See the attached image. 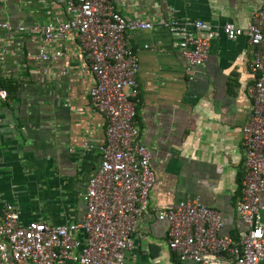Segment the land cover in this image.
<instances>
[{"label": "crops", "instance_id": "crops-1", "mask_svg": "<svg viewBox=\"0 0 264 264\" xmlns=\"http://www.w3.org/2000/svg\"><path fill=\"white\" fill-rule=\"evenodd\" d=\"M110 2L126 18L152 27L125 34L139 59L136 125L151 151L155 175L125 264H195L181 262L169 249L168 224L158 220L157 211L199 198L221 214L225 233L239 239L247 231L235 206L245 174L242 128L248 90L256 80L251 71L255 48L246 35L229 41L220 33L210 43L205 66L187 73L166 24L175 10L179 19L217 29L231 22L245 30L264 0ZM67 19L63 0H0V22L12 29ZM11 36L7 39L0 29V50L8 48L0 62V91L8 93L6 100L0 98V222L5 205L11 204L21 225L82 223L86 206L81 195L100 164L107 123L92 108L94 79L81 74L86 63L78 36L72 33L61 44L66 57L46 64L47 73L37 60L39 43L26 33L12 31Z\"/></svg>", "mask_w": 264, "mask_h": 264}, {"label": "built area", "instance_id": "built-area-1", "mask_svg": "<svg viewBox=\"0 0 264 264\" xmlns=\"http://www.w3.org/2000/svg\"><path fill=\"white\" fill-rule=\"evenodd\" d=\"M63 1L66 21L14 29L0 22V29L7 32V39L13 38V31L39 43L37 60L43 73L49 71L46 64L65 59L61 44L70 34L78 36L86 63L81 74L94 79L89 99L106 118V142L99 148L100 164L81 195L86 206L83 222L21 225L14 207L6 204L0 222V264H125L155 184L151 151L142 144L136 125L139 59L125 40L127 32L147 31L151 24L126 18L110 0ZM172 13L166 27L187 73L205 66L210 43L220 33L229 41L246 35L255 48L251 71L256 80L248 90L250 104L242 128L245 174L235 206L236 217L247 231L239 239L225 233L221 214L199 198L157 211V218L167 222L168 247L181 262L264 264V6L251 15L245 30L231 22L217 29L200 20L176 18L178 11ZM7 54L8 48L3 47L0 62ZM7 95L0 91L1 99Z\"/></svg>", "mask_w": 264, "mask_h": 264}, {"label": "trees", "instance_id": "trees-1", "mask_svg": "<svg viewBox=\"0 0 264 264\" xmlns=\"http://www.w3.org/2000/svg\"><path fill=\"white\" fill-rule=\"evenodd\" d=\"M1 87H4V88H7V89H8V87L5 86V85H3V86H1ZM14 89H16V86H14V87L11 89V91L14 90ZM8 91H9V90H8Z\"/></svg>", "mask_w": 264, "mask_h": 264}]
</instances>
